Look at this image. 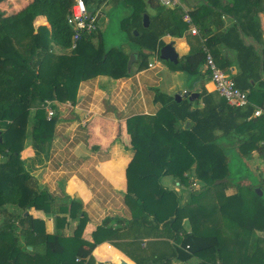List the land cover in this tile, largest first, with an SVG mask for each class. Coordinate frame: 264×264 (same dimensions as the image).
Instances as JSON below:
<instances>
[{"label": "trees", "instance_id": "trees-1", "mask_svg": "<svg viewBox=\"0 0 264 264\" xmlns=\"http://www.w3.org/2000/svg\"><path fill=\"white\" fill-rule=\"evenodd\" d=\"M0 1V212L9 217L0 226V264H45L46 261H50V264H97L93 252L101 240L97 239L92 244L81 240L87 224L84 215L76 237L65 239L60 233L57 236L46 234L44 223L27 214L31 209L51 212L53 199L48 193L40 191L37 181L25 167L22 153L26 148L31 111L37 109L31 146L36 157L41 158L48 152L57 122L55 116L48 119L45 111L48 102H74L82 81L110 72L115 67L112 61L113 50L106 48L102 40L97 47L94 46L91 36L95 33L84 36L73 48L74 31L68 24V17L72 14L74 0ZM106 1L85 0V3L88 10L97 15ZM142 1H145L144 5L129 9V24L126 23L125 30L143 65L153 53L159 51L161 38L166 35L181 37L183 30H187V24L184 21L176 22L174 10L161 6L157 0H140V4ZM229 6L233 7L231 11L239 13L236 16L238 19L221 37L214 40L236 52L240 67V73L234 77L237 87L242 91L264 93V59L243 38L248 25L245 20L264 12V0H229L228 8ZM226 7L224 9L228 12ZM149 8L156 13L150 15ZM145 14L150 18L147 28L143 25ZM195 15L191 14V18L198 31L205 37L210 35L214 25L212 18L216 12L198 20ZM41 17L47 20V27L36 29L35 22ZM99 17L100 14L98 22ZM205 66L207 52L200 49L192 51L177 68L189 75H201ZM157 101H161L172 114L173 126L169 123L164 129L162 124L157 123L155 130L149 132L133 128L141 123L139 119H134L130 125L132 145L137 150L135 161L130 167V192L131 198L137 196L132 203L142 213L139 219H134L133 224L146 229L139 238L152 236L153 229L148 225L155 224L158 228L161 225L162 239L174 241L171 257H162L163 264H167L169 258L180 264H188L194 257L206 258L212 263L221 260L223 264H227L230 254H235V251L230 250L229 244L236 236V253L239 252L241 264L249 261L264 264V241L254 233L255 229L264 231V219L258 216L252 202L246 199L252 197L254 202L264 200L255 193V188L251 187L248 193L238 187V194L231 201L218 206V210L224 214L225 226L218 220L214 221L216 209L203 208L199 198L211 188L226 186L216 185V181L231 179L234 175L232 157L230 158L224 145L220 144L219 138L228 141L232 148L238 150L244 145L252 147L260 152L264 160V146L257 148L255 144L258 140L244 139L239 134L242 131L240 128L246 126L247 120L253 116V107L249 105L246 108H233L224 99L215 104L211 96H205V107L196 111H191V103L188 102L176 103L161 96ZM186 119L194 121L195 126L183 139L182 135H175V125ZM179 137L192 153H187L182 144L178 143L176 139ZM220 147L222 153L217 150ZM243 152V157H252V152ZM193 163L197 164L196 178L203 183L201 192L194 196L197 199L194 212L188 211V204L181 206L180 199L174 192L160 186L164 176H174L187 183L183 176L185 172H191ZM241 178L246 177L242 174ZM76 204H71L73 218L81 210V205ZM10 209L14 210L13 213L8 211ZM186 211L190 215L185 214ZM200 212L203 213L202 219H199ZM194 214H198L197 219ZM186 218L193 227L191 233L184 227L183 221ZM1 221L0 214V224ZM110 221L112 220L108 219L105 226ZM64 223L65 220L58 219L59 230L63 229ZM18 230L26 239L24 250L19 244ZM119 237V233L114 231L106 242L121 250L122 247L114 241ZM253 237L257 239L256 245L252 243ZM77 242L79 244L73 248ZM169 244L168 242L167 245ZM29 247L33 250L29 251ZM96 255L99 259L110 260L115 264L126 261L114 250L108 256L98 250ZM142 263L137 259L136 264Z\"/></svg>", "mask_w": 264, "mask_h": 264}, {"label": "crops", "instance_id": "crops-1", "mask_svg": "<svg viewBox=\"0 0 264 264\" xmlns=\"http://www.w3.org/2000/svg\"><path fill=\"white\" fill-rule=\"evenodd\" d=\"M113 1L116 0H107L104 6L108 7ZM122 2H125L128 10L145 3L142 1L140 4V0H123ZM178 2L179 4L174 8L165 7L174 10V19L178 23L185 22V15L191 17V14L195 13L198 20L211 12H216L215 17L212 18L214 24L211 28L212 33L205 37L201 31H198V35H194L187 25V30H183L181 37L166 35L161 38L159 51L153 53L142 65L139 54L135 52V48L126 35V24L122 29L123 36H126L122 45L112 43L110 46L108 42H105L106 48L113 50L112 61L115 63V67L110 72L101 73L96 77L82 81L78 86L74 102L58 100L48 102L47 108L55 111L57 122L47 154L37 158L31 143L22 153V159L27 164L26 168L37 181L40 191L48 193L53 199L51 212L31 209L27 214L44 223L46 234L57 236L60 233L65 239L76 237V231L84 215L87 224L82 232L81 240L91 244L95 243L97 239L101 240L93 252L97 264H115L110 260L99 259L96 255L98 250L104 256H108L110 251L114 250L126 260L124 261L126 264L127 262L136 264L137 259L142 261V264H163L162 257L170 256L173 250L171 246L174 245V241L162 239L161 225L159 228L155 224L148 225L153 229L152 236L139 238L146 229L133 224L134 219H139L142 213L132 203L134 197L131 198L130 192V167L137 156V150L132 145L130 134L131 121L139 119L141 123L133 128L149 132L155 130L157 123L162 124L164 129L169 123L173 126L171 124L172 114L168 112L161 101H157L159 96L168 97L176 103H191V111L201 110L205 107V96H211L215 104L223 102V98L211 81L207 66L201 70V75H189L177 68V65L192 51L203 49L210 53L219 67L233 78L240 73L236 52L214 40L221 37L238 19L236 16L239 13L236 10L231 11L232 6L228 8L229 0H178ZM225 7L229 13L225 11ZM97 12L100 14L99 29L91 36L93 37L91 42L96 47L100 40L103 41L100 34L102 26L105 24L107 29L110 27L108 19L101 25L103 17L100 11ZM155 13L153 9L149 11L150 15ZM245 22L248 24L246 33H243L245 43L253 45L264 59V12L258 13L254 17L251 16V19L245 20ZM127 23L129 24V22ZM44 26L47 27V20L42 17L38 18L35 22L36 29ZM169 44L174 45L175 51L179 55L177 64L163 61L160 58L161 49ZM132 55H136V59L130 67ZM248 92L251 96L250 105L253 107L254 113L247 120V125L240 128L242 131H239V134L244 139L258 140L259 142H256L255 146L260 148L264 146V93ZM180 94L182 98L177 100L176 96ZM192 94H198L199 97L190 100L189 97ZM258 110L262 112L259 117L254 115ZM31 113L32 116L36 114L33 110ZM160 118L162 122H160ZM175 126V135H182L184 139L195 126V122L186 119ZM176 140L182 144L187 153H192L180 137ZM218 141L222 146L224 145L227 153L232 155H242L244 150L252 152L253 166L258 167L261 173L264 168V160L258 150L245 145L238 150L232 148L227 143L228 141H223L222 138H219ZM214 150H220L221 153L223 151L221 147L217 150L214 148ZM260 162L262 163L259 164ZM183 178L187 180V183L174 176H164L160 186H163L167 191L174 192L179 199L182 197L180 203L188 204L186 206L188 211L194 212L196 204L194 196L201 192L200 188L203 183L196 178L194 167L191 172H185ZM263 180L262 177L261 182ZM261 182H257V186L254 188L262 186L264 190V183ZM221 184L226 186L218 190L211 188L203 192L199 198L202 200L205 196L214 194L220 203H225L231 201L238 194L235 183L227 181ZM179 189H181L180 193H178ZM260 197H264V194ZM246 199L248 202H252L254 209L258 211V216L260 215L264 219V200L257 201L259 202L257 203L252 200V197H246ZM72 203L81 205V210L75 218L72 217ZM217 213L221 219L224 218V214L220 210ZM58 219L65 220L62 230H59ZM108 219L112 221L105 226ZM130 223L132 225H129ZM189 223L191 225L188 218L183 221L186 231L191 233L193 227L192 225L190 227ZM114 231L119 233L120 237L114 241L122 247V251L110 242H106V239ZM147 232L149 233V230ZM254 233L262 242L264 241L263 230L255 229ZM17 234H19L18 237H23L25 243L24 234L20 230ZM251 239L252 243L254 242L253 244L256 245V237ZM237 240L236 236L232 241L230 240L229 248L231 251H235V254H230L227 264H241L239 252L236 253ZM168 242L169 245H167ZM78 244L79 242L73 248ZM262 247L264 248V244ZM31 250L29 249V251ZM227 250L229 251V249ZM199 258L194 257L188 264L197 263ZM202 261L205 260L202 259ZM166 263L180 264L170 258ZM221 263L223 264V262ZM247 264L254 263L249 261Z\"/></svg>", "mask_w": 264, "mask_h": 264}, {"label": "rangeland", "instance_id": "rangeland-1", "mask_svg": "<svg viewBox=\"0 0 264 264\" xmlns=\"http://www.w3.org/2000/svg\"><path fill=\"white\" fill-rule=\"evenodd\" d=\"M12 2H14L15 0H11ZM123 0H116L113 1L109 4L108 7L103 6L101 7V9H99L100 13L102 14L103 20L101 22V25L103 23H105V21L108 19V21H110V27L107 29L105 27V24L102 26L101 30H100V34L102 35L103 38V43L105 44V42L109 43V45L111 46L112 43L115 44H120L122 45L123 42L126 39V36H123V27L126 26L127 23V18L129 16V10L126 7L125 2H122ZM2 1H0V6H1ZM151 11V9H148V12ZM102 19V18H101ZM47 106L45 107V111L47 114ZM37 110V109H36ZM36 110L34 109L33 111L36 112ZM32 112V111H31ZM48 115V114H47ZM32 113L30 115V119H29V123H28V130H27V141H26V146H30V143L32 144V127H33V121L35 119V115H33L32 117ZM231 153H233L234 151H230ZM235 153V152H234ZM228 155L230 156V158L232 157V162H233V173L234 175L231 177V179H222V180H218V181H230L231 183H235L236 184V189L238 190V187L241 189V191H249L251 187H256L257 186V182H261L263 174L262 171L260 173L258 167H254L253 166V157H249V158H245L242 155L236 156V154H230L228 153ZM196 163V162H195ZM194 164V169L196 170V165ZM262 162H260L259 164H261ZM238 164H242L241 166ZM27 167V164L26 166ZM245 175L246 178H241V176ZM264 179V178H263ZM218 181H216L215 183H217ZM256 183V184H255ZM246 184H250L249 186H247ZM255 184V185H254ZM159 185V184H158ZM161 188V187H159ZM216 188V187H215ZM212 188V189H215ZM263 187L261 186L260 188H255V193L260 197V194L258 193V190L263 192L264 194V190L262 189ZM195 189V188H194ZM201 190V188H200ZM218 190V189H217ZM195 191V190H193ZM181 192V189H179V192ZM214 192V191H213ZM211 192V193H213ZM249 193V192H248ZM252 195V194H250ZM264 198V197H263ZM182 199V197L180 198V200ZM197 200V199H196ZM201 206H203V208L205 207H209L208 209L210 210H215L218 211V206H220L222 203H220L216 196L214 194L211 195H207L205 196L201 201H200ZM225 204V203H224ZM181 206H183V204H181ZM10 211V213H13L12 211H14L13 209L8 210ZM20 213V212H18ZM1 224L0 226H3V224L8 220V216H6L4 213H1ZM214 221L217 222V220L222 223L223 226H225V222L224 219H221L218 215V213L214 214ZM198 214H194V218L197 219ZM203 218V213L200 212L199 215V219ZM190 225V223H189ZM191 227V225H190ZM237 230H239V228L237 226H235ZM19 232V230L17 231ZM19 235V234H18ZM19 238V244L21 245V249L24 250L25 249V243H24V239L23 237H18ZM202 259H204L205 261H202ZM199 264L202 263H208V264H222L221 262L218 263V261L215 262H211V260H206L205 258H199L197 260ZM242 262V261H241ZM50 261H46L45 264H50ZM197 263H193V264H197ZM254 264H258V262L254 261L252 262Z\"/></svg>", "mask_w": 264, "mask_h": 264}, {"label": "built area", "instance_id": "built-area-1", "mask_svg": "<svg viewBox=\"0 0 264 264\" xmlns=\"http://www.w3.org/2000/svg\"><path fill=\"white\" fill-rule=\"evenodd\" d=\"M157 2L167 8L176 7L178 0H157ZM90 11L85 3V0H74L72 7V14L68 17V24L73 28V48L76 47L79 41L84 36H91L99 29L98 14L89 16ZM185 23L188 25L190 32L194 35H198V30L195 27L192 18L189 15H185ZM207 68L210 72V78L215 85L217 92L227 102L230 107L233 108H246L250 105V94L248 91H242L237 87L233 77L227 75L217 65L214 57L207 53ZM49 119L55 116V111L51 108L47 109ZM255 116L262 115L260 110L256 111ZM264 178V168L262 169Z\"/></svg>", "mask_w": 264, "mask_h": 264}, {"label": "water", "instance_id": "water-1", "mask_svg": "<svg viewBox=\"0 0 264 264\" xmlns=\"http://www.w3.org/2000/svg\"><path fill=\"white\" fill-rule=\"evenodd\" d=\"M91 14H92V13H89V16H91ZM143 25H144L145 28H147V27L150 25V18H149L148 15H145V16H144V19H143ZM135 34H138V33L135 32ZM160 58H161V60H163V61H169V62H171V63H176V64H177V63L179 62V60H178V59H179V55L176 53L173 44H169V45H167V46H165V47H163V48L161 49V55H160ZM135 59H136V55H132V56H131V60H130V67H131L132 64L134 63ZM198 97H199L198 94H192V95L189 97V99H190V100H195V99H197ZM181 98H182V95H181V94L178 95V96H176V99H177V100H180ZM0 141H1V139H0ZM224 182H225V181H218L216 184L219 185V184L224 183ZM258 193L260 194V196L263 195V192H261V191H259V190H258ZM29 249L31 250V248H29ZM123 264H126V263L123 262Z\"/></svg>", "mask_w": 264, "mask_h": 264}, {"label": "clouds", "instance_id": "clouds-1", "mask_svg": "<svg viewBox=\"0 0 264 264\" xmlns=\"http://www.w3.org/2000/svg\"><path fill=\"white\" fill-rule=\"evenodd\" d=\"M91 13V12H90Z\"/></svg>", "mask_w": 264, "mask_h": 264}]
</instances>
